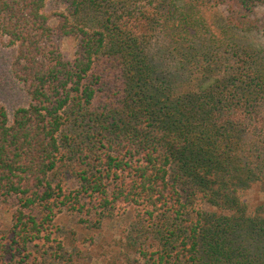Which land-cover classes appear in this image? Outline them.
I'll list each match as a JSON object with an SVG mask.
<instances>
[{
	"label": "trees",
	"instance_id": "trees-1",
	"mask_svg": "<svg viewBox=\"0 0 264 264\" xmlns=\"http://www.w3.org/2000/svg\"><path fill=\"white\" fill-rule=\"evenodd\" d=\"M49 1L0 0V264L72 262L63 212L130 213L111 264H264V0Z\"/></svg>",
	"mask_w": 264,
	"mask_h": 264
},
{
	"label": "rangeland",
	"instance_id": "rangeland-1",
	"mask_svg": "<svg viewBox=\"0 0 264 264\" xmlns=\"http://www.w3.org/2000/svg\"><path fill=\"white\" fill-rule=\"evenodd\" d=\"M56 8H63V5L56 1H49L46 7L48 12ZM53 24L54 20L51 21ZM62 50L67 57H71L74 50V40L64 38ZM14 57V49L3 45L0 41V103L6 108L11 116L13 110L27 104V96L20 83L14 78L11 72V62ZM248 201L258 197L255 190H251L246 196ZM7 208H0V218L9 222L10 215ZM59 221L60 226L65 230L64 242L67 248L75 247L72 262L69 264H111L114 261V251L111 249L114 240L122 236L127 228L130 213L120 215L116 219L104 220L98 230L86 234L83 229L76 225L74 216L63 212ZM117 258V256L115 255ZM121 258V255L119 256Z\"/></svg>",
	"mask_w": 264,
	"mask_h": 264
}]
</instances>
